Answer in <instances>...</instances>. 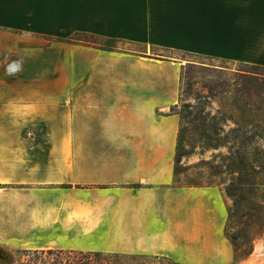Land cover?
<instances>
[{"label":"crops","instance_id":"obj_1","mask_svg":"<svg viewBox=\"0 0 264 264\" xmlns=\"http://www.w3.org/2000/svg\"><path fill=\"white\" fill-rule=\"evenodd\" d=\"M77 32L264 67V0H0V246L232 264L224 189L175 183L182 63Z\"/></svg>","mask_w":264,"mask_h":264},{"label":"rangeland","instance_id":"obj_2","mask_svg":"<svg viewBox=\"0 0 264 264\" xmlns=\"http://www.w3.org/2000/svg\"><path fill=\"white\" fill-rule=\"evenodd\" d=\"M82 38L86 41H94L93 37L82 36ZM113 44V50L116 51L136 52L149 57L163 56L169 60H179L182 63V68L189 65L184 73L183 89L185 91H183L179 110L185 103L194 105L196 101H200L201 106L205 109L204 115L208 114L209 122L218 124V131L224 144L219 148L206 149L203 148L198 132V134L193 131L189 133L182 144V156L177 163L180 172L179 179L182 182H197L222 187L230 200L229 210H233V214H235L233 219L235 225L232 231H241V227L237 224L250 223L251 216L258 218L261 212L259 205H264V91L259 90L258 94L251 92L246 96L247 101L243 104L239 99V80H237L240 72L256 69L252 65L244 63L157 47L153 49V47L128 44L123 41H116ZM258 70L264 72V69ZM164 79H157L156 89L165 90L169 98H172L179 89V77L175 71H172ZM241 107L245 108V113L241 112ZM27 135L38 137V129H26ZM238 150L246 151L248 167L245 170L244 179L248 178V173L254 175L259 184L257 195H252L250 191L242 193L236 198L228 195V189H234V185L238 182V176L234 173L240 161ZM234 199L237 201V206L234 204ZM258 225H261L259 221L256 226L248 224L247 230H249L250 236L255 238L250 244L252 253L246 260L237 264H264V233L259 235L255 232V227ZM5 250L11 255L10 264H91L112 258L110 253L91 256L88 252L60 250ZM7 252H5L6 255ZM178 263L180 262L162 256L139 255L135 260L130 257L121 258V264Z\"/></svg>","mask_w":264,"mask_h":264},{"label":"trees","instance_id":"obj_3","mask_svg":"<svg viewBox=\"0 0 264 264\" xmlns=\"http://www.w3.org/2000/svg\"><path fill=\"white\" fill-rule=\"evenodd\" d=\"M82 36H88V37H93L94 41H86L85 39L82 38ZM64 40L68 42H73V43H80L84 45H90V46H95L104 50H113V43H115L117 40L116 39H111V38H105L96 34H91V33H85V32H77L73 34L72 36H69L67 38H64ZM101 41V42H98ZM155 49V47H153ZM153 56H156L153 54ZM160 59H163V56L158 57ZM191 64V63H189ZM252 65L253 68L256 70H247L244 72H240L238 75L239 80V99L241 102L244 104L246 103L247 99L246 96L251 94V92H256L259 90L264 91V72L263 70H258L257 69H264L263 66L259 65H253V64H248ZM189 67V65L183 66V70L181 71V87H180V101L178 104H176L173 107V111L177 114L180 115L181 118V124H180V130H179V135H178V144H177V153H176V165H175V183L181 186H205V185H213V184H201L197 182H182L179 179V168L177 167V163H179L180 156H182V144L186 140V136L191 133L192 131L195 132L196 134H200L201 137V142L203 143V148H219L221 145L224 144L223 138L220 137V133L218 131V124L213 122L210 123L208 120V114L204 115V107L201 106L200 101H196V103L190 104V103H185L182 106V109L179 110L180 102L182 101V95L183 91V83H184V73L185 70ZM258 94V93H257ZM241 112L245 113L246 110L244 107H241ZM222 129V127H221ZM198 132V133H197ZM246 151H237L238 154V159L240 160L237 166V169L235 170V174H237V180L238 182L234 185V189H228V195L232 198H236L239 195H242V193L245 192H252V195H257V190L259 187L258 182H256L254 175L248 173V178H245V170L248 167V158L245 156ZM256 197V196H255ZM234 204L237 206V201L234 199ZM260 204V203H259ZM261 205V207H260ZM259 208L261 210L260 215L257 217L251 216L250 223H248L250 226H256L257 222L259 221L261 225H258L255 227V232L259 235L264 233V208L263 204H260ZM235 214H233V210H229V218H228V223L226 226V234L230 241L232 242L234 246V251H235V258H234V264L239 263L240 261L246 260L249 255L252 253V247L250 244L255 240L252 236H250V233L247 230L248 224H237V226L241 227V231L238 232H233L232 228H234V219ZM249 226V227H250ZM48 251H53V250H48ZM62 251V250H60ZM91 256H101L105 253L102 252H88ZM110 258L109 260L104 259L101 262H95L91 264H121V258L122 257H130V259L135 260L139 255H120V254H114L110 253ZM143 256V255H140ZM159 257V256H155ZM178 264H183V263H178Z\"/></svg>","mask_w":264,"mask_h":264},{"label":"water","instance_id":"obj_4","mask_svg":"<svg viewBox=\"0 0 264 264\" xmlns=\"http://www.w3.org/2000/svg\"><path fill=\"white\" fill-rule=\"evenodd\" d=\"M5 252H7V251L0 246V259H2L1 256H3V253H5ZM4 257H7V260H5L4 262L7 264H10L11 263L10 254L7 252V256L4 255Z\"/></svg>","mask_w":264,"mask_h":264},{"label":"flooded vegetation","instance_id":"obj_5","mask_svg":"<svg viewBox=\"0 0 264 264\" xmlns=\"http://www.w3.org/2000/svg\"><path fill=\"white\" fill-rule=\"evenodd\" d=\"M7 259V257H3L2 259H0V264H7L4 261ZM10 259H11V255H10Z\"/></svg>","mask_w":264,"mask_h":264},{"label":"bare ground","instance_id":"obj_6","mask_svg":"<svg viewBox=\"0 0 264 264\" xmlns=\"http://www.w3.org/2000/svg\"><path fill=\"white\" fill-rule=\"evenodd\" d=\"M4 255H5V256H7V255H6V253H3V256H1V257L3 258V257H4ZM6 260H7V259H6Z\"/></svg>","mask_w":264,"mask_h":264}]
</instances>
